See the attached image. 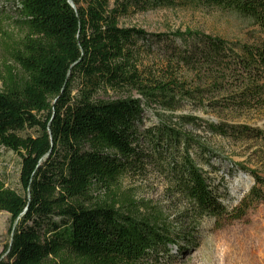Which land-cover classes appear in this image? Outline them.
<instances>
[{"label": "trees", "instance_id": "trees-1", "mask_svg": "<svg viewBox=\"0 0 264 264\" xmlns=\"http://www.w3.org/2000/svg\"><path fill=\"white\" fill-rule=\"evenodd\" d=\"M8 1L20 37L0 77V153L21 159L22 192L0 181V212L13 233L0 264H148L182 251L186 229L122 193L124 179L164 178L187 204L193 231L205 218L240 220L264 201L256 186L263 179L244 168L256 184L229 210L203 169L219 158L204 136H264L235 123L264 112V42L121 25L138 14L203 7L264 35V0Z\"/></svg>", "mask_w": 264, "mask_h": 264}, {"label": "rangeland", "instance_id": "rangeland-1", "mask_svg": "<svg viewBox=\"0 0 264 264\" xmlns=\"http://www.w3.org/2000/svg\"><path fill=\"white\" fill-rule=\"evenodd\" d=\"M15 8L8 0H0V77L5 74L6 65H13L9 46L20 37V31L15 25ZM121 25L140 28L150 34L198 31L230 42L248 45L264 42V35L249 21L218 9L203 7L138 14L122 20ZM133 96L139 98L137 95ZM183 112L206 117L201 111ZM178 114L179 112L176 113ZM146 116L156 121L152 112H148ZM209 117L217 121L215 116ZM247 119V122L236 120L235 123H247L254 129L264 131V112L253 113ZM204 137H207L210 146L219 153V158L211 160L215 169L203 166L209 184L215 188L220 202L229 210L240 207L256 184L253 174L246 172L244 168L256 173L264 181V136L258 137L252 133L249 139L239 141ZM20 170L19 156L11 152L0 153V181L6 187L21 193ZM250 183L249 188L244 190ZM256 186L264 190V184ZM120 189L137 202H148L152 209L159 211L163 221L177 231L185 228L184 235L190 237L189 243L182 244V251L176 252L172 248L169 258L161 257L158 263L153 261L148 264H264V201L251 207L240 220L221 226L212 219L205 218L193 231L184 216L187 204L171 193L166 180L158 174H149L144 179H124ZM98 196L106 198L104 192ZM10 227V215L0 212V254L5 252L11 242Z\"/></svg>", "mask_w": 264, "mask_h": 264}, {"label": "bare ground", "instance_id": "bare-ground-1", "mask_svg": "<svg viewBox=\"0 0 264 264\" xmlns=\"http://www.w3.org/2000/svg\"><path fill=\"white\" fill-rule=\"evenodd\" d=\"M251 183H252V182H251ZM251 183H250V184H247V185L245 186L244 190H247V189L249 188V186L251 185Z\"/></svg>", "mask_w": 264, "mask_h": 264}, {"label": "water", "instance_id": "water-1", "mask_svg": "<svg viewBox=\"0 0 264 264\" xmlns=\"http://www.w3.org/2000/svg\"><path fill=\"white\" fill-rule=\"evenodd\" d=\"M71 3V2H70ZM71 5H72V3H71ZM12 240H13V233H12V235H11V242H10V244L12 243Z\"/></svg>", "mask_w": 264, "mask_h": 264}]
</instances>
